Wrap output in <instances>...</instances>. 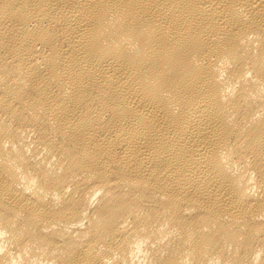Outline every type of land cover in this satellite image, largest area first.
<instances>
[{"label": "bare ground", "instance_id": "bare-ground-1", "mask_svg": "<svg viewBox=\"0 0 264 264\" xmlns=\"http://www.w3.org/2000/svg\"><path fill=\"white\" fill-rule=\"evenodd\" d=\"M0 264H264V0H0Z\"/></svg>", "mask_w": 264, "mask_h": 264}]
</instances>
